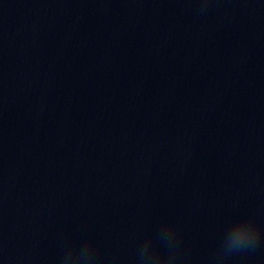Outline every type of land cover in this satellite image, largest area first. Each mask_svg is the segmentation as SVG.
<instances>
[{
    "label": "clouds",
    "instance_id": "9594fccd",
    "mask_svg": "<svg viewBox=\"0 0 264 264\" xmlns=\"http://www.w3.org/2000/svg\"><path fill=\"white\" fill-rule=\"evenodd\" d=\"M241 221L244 222L245 227L235 232L230 238L225 241L223 248V251L225 253L242 250L258 239L259 232L255 225V221L251 218L244 219ZM174 237L175 229L169 228L168 232L162 236V239L165 240L169 246H171ZM150 244V240L146 241L143 249L141 250V264H170L172 257L169 256L167 258H164L155 255L153 252H149ZM73 251V249H69L68 251V255L70 254L73 264H80L81 261H91L93 259V248L91 242L85 244V246L80 249L74 257Z\"/></svg>",
    "mask_w": 264,
    "mask_h": 264
}]
</instances>
